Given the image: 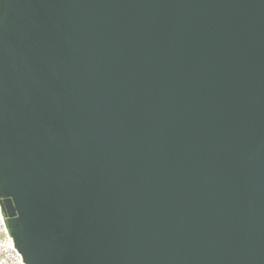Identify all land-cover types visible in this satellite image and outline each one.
<instances>
[{"label": "water", "instance_id": "water-1", "mask_svg": "<svg viewBox=\"0 0 264 264\" xmlns=\"http://www.w3.org/2000/svg\"><path fill=\"white\" fill-rule=\"evenodd\" d=\"M0 206L23 264H264V0H0Z\"/></svg>", "mask_w": 264, "mask_h": 264}, {"label": "built area", "instance_id": "built-area-1", "mask_svg": "<svg viewBox=\"0 0 264 264\" xmlns=\"http://www.w3.org/2000/svg\"><path fill=\"white\" fill-rule=\"evenodd\" d=\"M0 264H23L21 257L15 251L6 220L0 206Z\"/></svg>", "mask_w": 264, "mask_h": 264}]
</instances>
